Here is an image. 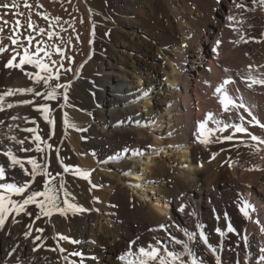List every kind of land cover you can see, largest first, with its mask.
Segmentation results:
<instances>
[{
  "label": "bare ground",
  "instance_id": "1",
  "mask_svg": "<svg viewBox=\"0 0 264 264\" xmlns=\"http://www.w3.org/2000/svg\"><path fill=\"white\" fill-rule=\"evenodd\" d=\"M241 2L245 7L237 8L233 0H27L29 10L24 0H16L18 9L12 7L13 0H0V17L9 22L3 35L20 20L23 45L28 46L29 34L35 37L30 51L43 41L40 46L57 63L51 64L44 52L40 56L60 74L50 83L65 86L57 89L55 100L34 93L5 97L0 111V165L10 163L3 155L9 148L25 162L36 158L52 175L37 176L32 188L43 190L51 180V186L59 189L63 181L60 201L67 190L69 202L84 209L69 210L66 216L55 212L40 220L21 214L18 224L9 217L0 231V264L18 260L125 264L119 256L129 246L134 252L139 247H160L161 255L167 248L181 255L185 264L193 258L217 264V257L220 264H260L264 144L258 145L259 151L248 147L257 142L245 133L207 145L196 138L199 122L209 112L229 123H240L238 117L243 115L249 132L264 138V128L249 124L251 117L244 108L225 113L220 104L226 91L264 124V85L252 83L264 79V7L257 0H236ZM29 13L32 29L25 23ZM229 15L235 19L228 21ZM48 31L54 33L51 40ZM3 43L9 50L0 54V94L27 87L46 92L42 82L36 85L19 69L4 67L17 46L7 39ZM53 45L62 49V56ZM18 50L23 55V47ZM24 68L39 71L32 65ZM226 80L230 83L217 94L216 88ZM25 99L34 103H19ZM8 103L14 107L8 108ZM45 104L54 124L39 110ZM208 127L215 124L209 121ZM28 128L42 137L43 152H21V146L9 139H24L23 147L35 149L37 141L25 131ZM214 153L219 154L213 158ZM25 167L31 169L30 164ZM77 170L88 173L87 178ZM6 176L0 183L27 179L19 168H7ZM245 203L251 206L250 218L240 211ZM28 211L38 209L31 205ZM30 222L32 235L25 237ZM37 227L45 231L37 233ZM201 232L215 252L203 243ZM193 233L196 239L189 240L187 234ZM37 235L40 240H35ZM61 235L70 240L60 239Z\"/></svg>",
  "mask_w": 264,
  "mask_h": 264
},
{
  "label": "snow or ice",
  "instance_id": "2",
  "mask_svg": "<svg viewBox=\"0 0 264 264\" xmlns=\"http://www.w3.org/2000/svg\"><path fill=\"white\" fill-rule=\"evenodd\" d=\"M257 2L264 7V0H257ZM233 3L237 8H243L245 5L241 3H236V0H233ZM3 7L7 9L9 7L8 4H4ZM12 7L15 9H18L20 7L19 4L16 3V0H13ZM24 7L31 9V5L27 3V0H24ZM19 15H24L23 13H19ZM45 19L47 17L45 16ZM59 20V17L56 18ZM235 19L234 16L229 15L227 17L228 21H233ZM0 20H3L2 17H0ZM27 28L32 29L34 27L33 23L30 20V13L28 20L25 21ZM9 25V22L7 20H3V23L0 24V54H3L4 52L9 50V45L4 44V39H7L10 41L11 45H15L17 47H14L11 49V58L8 59L4 63L5 68L9 69H19L21 72H23L30 80H33L36 85L43 83V85L47 88L46 92H39L36 90L35 87H27V88H18V89H8L3 94H0V111H4V100L6 96H14L17 93L25 94V93H34L35 96L42 97L44 100H55L57 98V89L58 88H64L65 86L62 84H56L55 86L51 85L52 80H59V71L53 72V69L49 66V63H45L43 57L40 56L41 52H44V56L48 58L49 62L53 65L57 63V61L52 60V53L45 51V48L41 47L40 45L44 43L43 41H38L35 47L34 51H30L29 49L32 46V41L35 39L34 36L29 34L25 39L28 42V46L25 47L20 40V35L18 32V29L21 25L20 20H16L14 25L11 26V30L7 36H4V30L5 26ZM231 27V24L228 25ZM44 29H39L40 33H44ZM54 33L51 31L47 32L48 39L51 40ZM241 40L244 39L243 36L240 37ZM237 43L239 41H236ZM247 42V41H245ZM216 48L219 47L221 44L220 40H217L216 42ZM23 47V55L20 54L19 48ZM57 53H60L61 56L63 55L62 49L57 46H52ZM216 48L213 49V51L216 50ZM17 56H20L19 62H15L17 60ZM25 65H32L34 68L39 69V71L32 73V72H26L24 66ZM63 67V65H60ZM41 72L46 73V75H41ZM230 83V81L226 80L223 84H221L219 87L216 88V93L220 94L222 93V89H224L225 85ZM252 83H259L261 85H264V79L261 80H252ZM249 87L252 86V84L248 85ZM64 99L67 100V95H64ZM19 103L23 105H31L34 103L33 100L25 99L20 101ZM220 104L223 106V110L225 113H230L232 109H239L244 108L245 111L248 113V116L251 117L250 120L247 122L252 125H258L261 128H264V124H261L259 120L251 113L250 110L245 108V105L243 103L237 104L230 96H228L227 92H223V94L220 96ZM231 105V108H230ZM8 108L14 107L12 103L7 104ZM39 110L44 115V119L49 124H54L53 119L50 118V108L48 105H41ZM13 120L17 119V117H12ZM26 119V118H25ZM240 120V123H229V122H222L219 119H216L213 115V113L209 112L207 113L205 119L199 122L198 129H197V136L196 138L199 140L202 144H209L212 142L215 143H223L224 141H232L234 138H236L237 133H245L247 134L252 141L257 142L255 145H247L248 147H254L257 151H259L258 145L264 144V138H261L259 136H256L249 132L248 128L245 127L244 121L245 117L243 115H240L238 117ZM209 121H212L215 124V128L208 127ZM35 123V121H33ZM65 123L67 124V119H65ZM229 129H231V133L228 135H221L216 136V133H224L227 132ZM25 131L31 132L34 135L36 143L35 149L32 148H25L23 145L25 144L24 139H17L15 136L9 137V139L14 140L18 145L21 146L19 151L21 152H43L44 148L41 147V144L39 142L42 141V137L37 133L36 129L34 128H28L25 129ZM212 137H215L213 140ZM46 147L48 149H51L52 145L47 144ZM219 153H214L213 158H215L216 155ZM3 155L7 158V161L10 163L7 164V167L4 165H0V181H6V171L7 168L16 169L19 168L22 175L26 177L27 179H22L20 181L14 182V183H0V231L5 230V225L9 221V217H12L11 223L12 224H18L20 223L19 220L16 219V217L21 216V214H24V216L32 217L34 220H40L42 217H51L53 213L58 212L61 216H66L67 212L69 210L72 211H84L81 207L71 204L67 197L70 195V193L67 192V190H64V197L65 199L61 202L59 197V191L60 189L64 188V182L61 181L59 189L51 186V180L43 184V190H40L39 186L37 188H32V183L36 181L37 176L40 177H49L52 174L47 171L46 167H41V165L37 162L36 158H29L25 162V160L21 157H19L16 153L12 151L11 148H9L7 151L3 153ZM25 163L31 165V169L29 170L27 167H25ZM47 163V160H46ZM61 164H63V161H60ZM231 166V165H230ZM68 167H64V171H68ZM79 173V170H77ZM84 176V178H87L88 173H79ZM13 179H15L13 177ZM54 179V177H53ZM31 189V190H30ZM27 192V195L25 193ZM13 196L21 197V199H13ZM43 199H39V198ZM61 203L66 206L62 207ZM35 205V208L38 209L36 212L28 211L29 206ZM251 206L247 203L244 204V206L240 209V211L244 214V216L250 218L248 209ZM181 211H183V208H181ZM28 231L24 232L25 237H29L32 235L31 229L33 228V223L27 224ZM37 233H43L45 229L43 227H37L36 228ZM219 231V230H217ZM228 231H233L232 227L229 225ZM10 234V233H9ZM223 235L224 233H220ZM189 240H195L196 234H187ZM199 236L203 243L208 246L209 250L212 252H215L216 249L212 248L211 245L208 244L207 237L203 232L199 233ZM40 235H37L35 237V240H40ZM60 239L62 240H70L68 236H60ZM175 243L182 244L183 241L175 240L173 238ZM71 243H78L76 240H71ZM136 244V241H131V245ZM18 247V246H17ZM185 248H187V245H185ZM15 248L12 249V252H15ZM38 247L34 246L33 251H37ZM56 249H53L55 251ZM61 252L64 251V249H59ZM264 251V250H262ZM164 252L166 255H161V248L160 247H139L138 251H133L131 246L119 256V259L121 261H125V264H185V261L181 258V255L174 253L172 251H168L167 248H164ZM190 254V253H189ZM11 255V253L9 254ZM73 256H82L83 254L80 252H73L71 253ZM67 259V258H65ZM217 259V264H220L219 257ZM17 264H21V262L18 260ZM72 264H75V262H72ZM81 264L83 262L81 261ZM191 264H203V261H197L195 258L192 259ZM260 264H264V255L260 256Z\"/></svg>",
  "mask_w": 264,
  "mask_h": 264
}]
</instances>
